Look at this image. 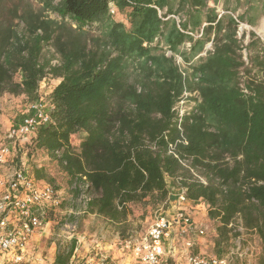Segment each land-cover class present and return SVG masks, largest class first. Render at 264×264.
Returning a JSON list of instances; mask_svg holds the SVG:
<instances>
[{"label": "trees", "instance_id": "trees-1", "mask_svg": "<svg viewBox=\"0 0 264 264\" xmlns=\"http://www.w3.org/2000/svg\"><path fill=\"white\" fill-rule=\"evenodd\" d=\"M42 2L56 18L28 0H0V94L35 102L43 79H59L52 122L38 127L31 147L86 185L85 212L123 224L131 206L167 201L168 176L207 204L220 234L236 219L254 232L264 264V43L253 32L246 43L244 31L238 36L241 22L255 25L264 13V0H247L243 13L240 0ZM110 2L127 23L110 15ZM184 92L196 96L179 129L173 108ZM79 131L85 138L75 146ZM74 243L56 264L68 263Z\"/></svg>", "mask_w": 264, "mask_h": 264}, {"label": "built area", "instance_id": "built-area-1", "mask_svg": "<svg viewBox=\"0 0 264 264\" xmlns=\"http://www.w3.org/2000/svg\"><path fill=\"white\" fill-rule=\"evenodd\" d=\"M116 11V6L110 2V15L113 16ZM170 16L177 19L174 15ZM242 25L238 26V36L242 34ZM200 35L198 33L195 37ZM154 40L156 42L157 38ZM185 45L188 48L190 43L186 42ZM166 54L172 53L166 50ZM174 59L178 64L184 63L179 55H174ZM55 62L56 60L53 61ZM44 80L38 89V100L28 103L27 112L21 115L16 125L7 130L4 141L0 143V264L24 262L27 244L32 235L48 224L49 214L56 212L61 204L59 190L29 174L24 162L21 161L19 166H12L10 172L1 170L15 157V149H19L21 145L33 144L39 126L52 122L51 112L54 105L49 95L42 94ZM188 96H196V93L184 92L176 103L182 104ZM190 109L178 110L174 106L179 129L181 118ZM180 187L181 191L177 195L180 207L173 217L161 214L144 230L123 240V246L131 249L139 264H233L235 260H244L251 255V248L241 245L239 241L222 255L194 252V236L205 237L208 230L206 225L194 223L192 215L184 205L195 200L189 199L185 188ZM201 202L207 207L203 200ZM172 232V244L167 245ZM176 242L180 247L175 245ZM170 260L174 262L169 263Z\"/></svg>", "mask_w": 264, "mask_h": 264}, {"label": "rangeland", "instance_id": "rangeland-1", "mask_svg": "<svg viewBox=\"0 0 264 264\" xmlns=\"http://www.w3.org/2000/svg\"><path fill=\"white\" fill-rule=\"evenodd\" d=\"M28 2L32 4V7L35 10L41 11L50 18L57 17L55 13L43 8L42 0H28ZM248 5L249 3L247 2V0H240V4L237 5L236 12L243 13ZM221 7L222 3L220 2V4L217 5L219 11L221 10ZM253 13H255L253 10L249 11V15H253ZM113 17L116 20L127 23L125 11H116ZM241 24L243 25L241 26L240 32H245V43L249 39V32H253L254 37L258 38L261 42L264 43V35H261L257 31V27H259L260 25L264 27V13L258 16L255 25H250L246 22H241ZM44 54L45 56L51 58L52 62L56 60L51 47H46L44 49ZM242 59L243 61H245V64L249 63L247 51L245 50L242 51ZM180 66L183 68L185 65L184 63H180ZM58 80V78L47 76L42 83V94L49 95L50 90ZM245 81L246 74H244V72H241V87L243 88ZM244 92L247 93V90L245 89ZM189 97L190 96H188V98H186L182 104L176 103L175 106L178 107V110L190 109L191 105L193 104V100ZM12 99L14 98L10 96V94L1 93L0 108L5 107V105L9 104L10 102L12 103ZM16 103L19 105L25 104V102ZM26 109H28L26 106L22 108L23 111H25ZM17 123V120L12 121L11 125L8 128L7 126H3L2 123H0V143L4 141V135L7 130L12 125H16ZM84 138L85 134L82 131H79L71 137V143L75 146H78L80 141ZM14 152L15 157L8 162L7 166H19V163L22 161L25 163L27 172L33 177L34 175L32 172V167H43L46 173V177L43 179V181L50 183L52 186L58 189L60 193L61 204L56 212H52L49 214L50 223L47 224L48 226L46 227V234H44L45 236H43L44 238L41 241L40 252L43 257H50L53 255V253H65V251L70 246L71 240L75 237V235L78 234L81 236L84 235V238L87 239V235L89 233H96V236L99 237L98 239L101 238V241H106L108 237H112L111 230L113 229L115 224H111V226H109L110 223L106 219L91 218L89 216L90 213L85 212V203L87 199L85 184L81 183L80 185H78L75 183H71V180L61 170L56 161L51 160L41 150L32 149L31 146L21 145L20 148L15 149ZM27 153L30 154L28 155ZM167 180L170 182V179ZM144 218L145 217L142 212V206L133 205L131 206V213L128 216L129 221L120 225H116L115 229L119 231V234L121 236L124 235L126 238L130 234L135 235L136 233L130 231L138 230L139 232H141L143 226L142 222ZM202 221L203 224L207 226L208 231L205 237L208 240V249L211 253L222 255L226 253V251L230 247H233L236 241H239L241 245H248L251 248V255L244 260H235L233 264H258L261 252L259 237L254 232L244 229L239 219H236L235 221H233L232 225L228 226L231 227V229L227 231V233L220 234L217 230V220H214L213 218H210L208 216L207 206L205 207V214H203ZM106 230L107 232H111V235H106ZM127 231H129L128 234H126ZM83 255H85V253L80 252V255L78 257H75L73 264H81L85 260V258H82Z\"/></svg>", "mask_w": 264, "mask_h": 264}, {"label": "crops", "instance_id": "crops-1", "mask_svg": "<svg viewBox=\"0 0 264 264\" xmlns=\"http://www.w3.org/2000/svg\"><path fill=\"white\" fill-rule=\"evenodd\" d=\"M208 44L210 46V43ZM52 89L50 90L49 93H51ZM10 96L14 98L12 99L13 102L12 103L10 102L9 104H6L5 107L0 108L1 111L0 123H2L3 126H7V128L11 125L12 121L17 120L18 122L20 120L21 115L24 112H27V109L23 111L22 108L24 106L26 107L28 106V101L25 96L18 95L14 97V95L11 94ZM16 102H20V103L25 102V104L19 105ZM7 165L4 166L3 169H1L2 172L11 171L12 166H7ZM167 179H170V182ZM165 180L169 190V196H168L169 199L162 204L142 207V212L145 217L142 222L143 223L142 230L148 227L153 222V220L161 214H165L168 215L169 217H173L176 213V210L180 207V203L177 201V195L180 193L181 187L178 184H176L174 179L171 177L166 176ZM201 201L202 200L190 201L189 203H185L184 205L187 211L190 212V214L192 215V219L194 223H196L197 225H199L200 223L203 224L202 221L203 214H205V205ZM89 216L91 218H103L94 213H90ZM107 221L110 223L109 226H111V224L112 225L115 224V226L111 230L112 237L110 238L108 237L106 241H101L100 240L101 238L98 239L99 237L96 236V233H89L87 235V239L84 238V235L83 236L79 234L75 235V237L73 238V240H75L74 249L67 264H73L75 257L76 256L78 257L80 255V252L85 253V255L82 256V258H85V260L81 264H139L137 259L133 255L131 249L123 246V240L126 237L124 235L121 236L119 234V231L115 229L116 225H120V223H112L109 220ZM128 221L129 219L127 218V222ZM48 223H50V221ZM47 226L48 225H45L44 227H42L32 235L31 239L27 244V254L25 260L21 264H56L55 262L56 253H53V255L50 257L47 256L43 257V255L40 252L41 241L44 238L43 236H45L44 234H46ZM111 232H107L106 230V235L107 234L111 235ZM128 232L129 231H127L126 234H128ZM130 232L139 233L138 230H134V231L131 230ZM173 233L174 232H172L170 239L167 240V245L172 244L171 239H173ZM194 240H195L194 252L204 253V254H214L211 253L210 250L208 249V240L206 239V237L194 236ZM259 241L261 244L260 238ZM176 244L180 247V245L177 242L175 243V245ZM216 255H221V254H216ZM173 262H174L173 260L169 261V263H173Z\"/></svg>", "mask_w": 264, "mask_h": 264}, {"label": "bare ground", "instance_id": "bare-ground-1", "mask_svg": "<svg viewBox=\"0 0 264 264\" xmlns=\"http://www.w3.org/2000/svg\"><path fill=\"white\" fill-rule=\"evenodd\" d=\"M257 31L261 34L264 35V27L262 25H260L259 27H257Z\"/></svg>", "mask_w": 264, "mask_h": 264}, {"label": "water", "instance_id": "water-1", "mask_svg": "<svg viewBox=\"0 0 264 264\" xmlns=\"http://www.w3.org/2000/svg\"><path fill=\"white\" fill-rule=\"evenodd\" d=\"M209 46V44L208 45H206V47H208Z\"/></svg>", "mask_w": 264, "mask_h": 264}]
</instances>
